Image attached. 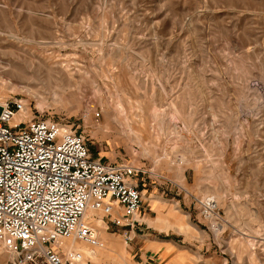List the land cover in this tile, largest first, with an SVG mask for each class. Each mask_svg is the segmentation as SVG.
Wrapping results in <instances>:
<instances>
[{"label":"rangeland","instance_id":"rangeland-1","mask_svg":"<svg viewBox=\"0 0 264 264\" xmlns=\"http://www.w3.org/2000/svg\"><path fill=\"white\" fill-rule=\"evenodd\" d=\"M0 52V65L49 83L43 99L0 84L1 98L80 134L92 157L136 168L144 199L181 203L191 264H264V0H0ZM207 197L213 220L196 203ZM102 220L88 222L101 246L66 239L61 251L113 236L141 264L129 247L176 237Z\"/></svg>","mask_w":264,"mask_h":264},{"label":"built area","instance_id":"built-area-1","mask_svg":"<svg viewBox=\"0 0 264 264\" xmlns=\"http://www.w3.org/2000/svg\"><path fill=\"white\" fill-rule=\"evenodd\" d=\"M137 172L92 157L80 134L30 116L22 100L0 98V254L10 257L6 264H89L76 250L61 251L62 242L102 245L83 221L90 211L107 219L106 228H132L143 202ZM196 203L204 218L217 216L214 198Z\"/></svg>","mask_w":264,"mask_h":264},{"label":"crops","instance_id":"crops-1","mask_svg":"<svg viewBox=\"0 0 264 264\" xmlns=\"http://www.w3.org/2000/svg\"><path fill=\"white\" fill-rule=\"evenodd\" d=\"M89 213L88 220L90 222L95 221L97 226H102V218L95 219L92 215L96 212L90 211ZM98 220L101 221L100 224L97 223ZM190 222V216L184 214L181 203L173 204L168 199L162 198L156 200L143 198L141 208L135 218V224L143 223L153 233L166 236L171 234L176 237L167 239L150 234L152 238L145 240L142 248H137L135 245L129 247L127 251L130 257L134 259V256L138 255L141 264H191L189 261L190 254L185 247V235L191 231ZM183 230L184 232H182ZM113 238L115 237L105 238V246L93 248L89 254L80 253L81 256L83 258L104 256L111 258L112 264H132L125 256L123 246L119 242L113 241ZM67 245L68 243H65L66 247ZM105 264H109V261H105Z\"/></svg>","mask_w":264,"mask_h":264},{"label":"bare ground","instance_id":"bare-ground-1","mask_svg":"<svg viewBox=\"0 0 264 264\" xmlns=\"http://www.w3.org/2000/svg\"><path fill=\"white\" fill-rule=\"evenodd\" d=\"M15 38V37H14ZM18 38V37H17ZM16 39V38H15ZM19 40V39H18ZM6 50V49H5ZM8 51V50H7ZM4 52V51H3ZM1 53V52H0ZM9 53V52H7ZM5 54V53H4ZM1 55V54H0ZM6 55V54H5ZM2 56V55H1ZM29 57V55H28ZM27 57V58H28ZM21 60V61H20ZM18 60L19 62H22L23 64L27 65V67H31L32 69H34V66L35 64L39 66V62H41L40 60L39 61H32L31 59L30 60H27V59H20ZM38 60V59H37ZM5 62V61H4ZM8 62V61H7ZM17 62V61H16ZM42 63V62H41ZM40 63V64H41ZM44 63V62H43ZM46 64H48L47 62H45ZM49 65V64H48ZM49 67L51 69H53L50 65ZM36 69V68H35ZM55 70V69H54ZM53 72V71H52ZM49 73V72H48ZM30 82H33L35 83V85H32L30 84ZM0 84L1 85H5V86H8L9 88L10 87H15L16 85H22V87L20 88H23L25 89L26 91H28L29 93H32L34 94V96L38 97V98H44L43 97V86L46 85V87L49 89V86H48V81L47 79H44L42 77H40V75L38 73H34L33 75H28L25 70L24 72L22 71L21 67L19 66V64H15V63H4L3 65H0ZM60 87V86H59ZM61 89V87H60ZM54 93V92H53ZM57 94V93H56ZM57 96H59L57 94ZM72 97V95H70ZM1 98V97H0ZM41 99V100H42ZM30 113V112H29ZM130 126V125H129ZM134 129V128H133ZM136 134V133H135ZM95 213V212H93ZM90 215L89 212L86 213V215L84 216V219L83 221H85L86 223L90 222L88 220V216ZM216 217H212L211 220L215 219ZM98 224L101 223L100 220H98L97 222ZM71 239V238H69ZM107 245V244H106ZM68 248H73V249H76L77 251L78 250V247L76 246V243H71L69 242L68 245H67ZM95 247H98V246H95ZM92 249V248H91ZM99 251V250H98ZM85 254H89L90 251L86 250V251H83ZM80 254V253H79ZM1 255V254H0ZM84 256V254H83ZM92 256V255H91Z\"/></svg>","mask_w":264,"mask_h":264}]
</instances>
